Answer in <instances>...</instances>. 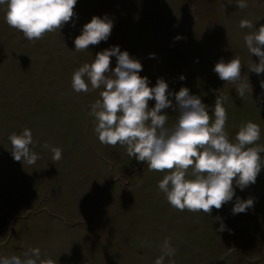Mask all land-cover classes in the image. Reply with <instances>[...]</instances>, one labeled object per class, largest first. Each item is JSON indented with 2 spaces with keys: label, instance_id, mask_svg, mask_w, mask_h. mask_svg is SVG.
I'll use <instances>...</instances> for the list:
<instances>
[{
  "label": "rangeland",
  "instance_id": "rangeland-1",
  "mask_svg": "<svg viewBox=\"0 0 264 264\" xmlns=\"http://www.w3.org/2000/svg\"><path fill=\"white\" fill-rule=\"evenodd\" d=\"M246 2L240 9L237 0H77L69 23L33 41L6 23V6L0 5V257L23 258L38 248L41 258L56 264H155L167 239L175 254L164 264H264V168L255 184L244 190L234 185L233 200L210 216L181 212L158 188L167 172L150 171L126 146L99 141L90 113L103 88L89 84L87 93H77L71 86L74 71L119 46L142 63L139 74L150 86L163 78L172 93L187 87L212 120L217 95L226 97L230 141L252 121L261 129L257 143L264 145V73L250 71L259 58L244 42L264 24V0ZM105 15L114 23L109 39L76 51L83 26ZM243 19L253 28H240ZM236 56L251 85L243 98L213 71L221 58ZM169 98L175 103L174 95ZM164 111L173 126L179 113ZM25 128L39 156L31 166L11 154L10 134ZM45 143L62 150L60 161L52 160ZM237 197L252 198L253 207L233 215ZM221 222L223 232L217 231Z\"/></svg>",
  "mask_w": 264,
  "mask_h": 264
},
{
  "label": "clouds",
  "instance_id": "clouds-1",
  "mask_svg": "<svg viewBox=\"0 0 264 264\" xmlns=\"http://www.w3.org/2000/svg\"><path fill=\"white\" fill-rule=\"evenodd\" d=\"M77 0H0L6 6L5 20L11 27L29 40L42 39L47 33L60 31L76 15ZM237 7H248L246 0H237ZM114 23L105 15L93 16L83 26L82 32L74 39L78 52L107 41ZM239 27L252 29L248 19L240 21ZM182 39L181 36L175 37ZM249 53L259 58L252 63L250 71L264 73V24L244 36ZM116 58V67L110 68L111 58ZM155 58V54H149ZM142 63L131 57L119 46H113L96 53L92 63H85L72 75L71 86L77 93H87L103 88L101 99L92 104L91 115L95 117V132L99 141L108 146H126L127 154L137 162L147 164L150 171L167 172L158 183L168 203L183 212H203L210 216L213 209L220 210L235 196V187L244 190L255 184L264 168V145L260 140V126L252 121L241 125L230 141L225 131L227 112L223 106L226 97L217 95L212 109L214 120L209 115L208 106L202 99L190 94L187 87L176 93L169 91V85L158 78L154 86L146 76H141ZM241 59L236 56L225 61L221 58L213 71L223 82L236 85V92L243 98L251 89L248 79L241 75ZM110 74V75H109ZM183 75L180 80H184ZM264 89V80L260 82ZM215 91V90H214ZM175 103L169 98L173 96ZM155 101L149 107V101ZM178 112L176 123L167 126L165 109ZM12 157L15 161L34 165L39 159L31 150L33 135L25 128L20 133L9 136ZM52 160L62 159V150L50 147ZM254 205L252 198H236L232 214L246 213ZM226 225L221 222L217 231L223 232ZM175 254L169 240L162 245V255L155 264H164L165 257ZM0 264H56L52 258H41L40 249L31 248L24 257H0Z\"/></svg>",
  "mask_w": 264,
  "mask_h": 264
}]
</instances>
